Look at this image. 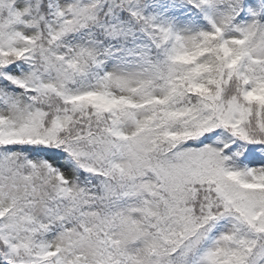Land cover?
<instances>
[{"label": "snow or ice", "instance_id": "snow-or-ice-1", "mask_svg": "<svg viewBox=\"0 0 264 264\" xmlns=\"http://www.w3.org/2000/svg\"><path fill=\"white\" fill-rule=\"evenodd\" d=\"M0 264H264V0H0Z\"/></svg>", "mask_w": 264, "mask_h": 264}]
</instances>
